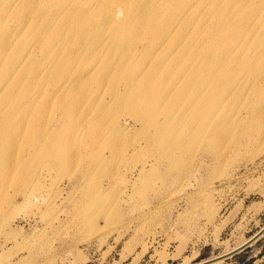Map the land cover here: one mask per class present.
I'll return each mask as SVG.
<instances>
[{
	"label": "rangeland",
	"instance_id": "1",
	"mask_svg": "<svg viewBox=\"0 0 264 264\" xmlns=\"http://www.w3.org/2000/svg\"><path fill=\"white\" fill-rule=\"evenodd\" d=\"M12 1L0 264H195L264 225V0ZM214 264H264V233Z\"/></svg>",
	"mask_w": 264,
	"mask_h": 264
},
{
	"label": "bare ground",
	"instance_id": "2",
	"mask_svg": "<svg viewBox=\"0 0 264 264\" xmlns=\"http://www.w3.org/2000/svg\"><path fill=\"white\" fill-rule=\"evenodd\" d=\"M13 1L10 2V3H7L6 7L7 8H14V9L18 8V9H20L19 5L21 3V0H13ZM98 1H99L100 4H104L106 0H98ZM84 2H85V0H76L77 4H82ZM92 2L94 3V5L97 3L96 0H92ZM184 7L186 8V6H184ZM108 12H111V10H108ZM103 17H105V16H103ZM105 19H107V18L105 17ZM124 20L128 21V23L132 27L136 28L134 25L139 27V25L141 23H144V22L147 23V25H148V23H150V15L149 14H144V15L133 14L132 17L128 16ZM174 21L175 22L182 21V17L174 18ZM93 23H91L90 31L91 32H96L97 28L93 25ZM24 24H25V19L20 21V26H22ZM229 26L232 28V24L231 23H230ZM3 28H4L3 19L0 17V30H1V34H0V64L2 65L0 67V83L2 84V88H0V97L3 94H5L4 99H11L12 100L14 98V95H13L14 89L15 88L19 89L20 88V79L18 78V79L12 80L11 79L12 78V74L14 72H16L17 77H21L23 75V73H24V63H25L24 62L25 55H24V53H22V51H23V47L22 46H20L16 50L11 49L12 46H14V45L11 42L10 36L8 35V33ZM138 29H140V28H138ZM144 29H146V27ZM160 29H162V30H160ZM21 30H22V27H21ZM147 30H148L147 32H148L149 38L154 41L157 38L159 32L160 31H164L165 32L166 29L159 28L158 26L152 24V25H150V27L147 28ZM139 31H142V30L140 29ZM30 43L32 44V42H30ZM30 43H28L27 46H26V51L27 52H30L31 49H32V48H29V44ZM13 52H16L18 54V56L16 58H14L11 61V63L6 64L5 60H3V58L9 57ZM181 59L184 61V57L183 56H181ZM179 66H180V62L178 60H176V59H173V60L170 61L169 69L174 71L175 74H176L177 71H176L175 68L179 67ZM195 66L193 68L194 70H192V73H190L188 75V78H187L188 82L190 80H192V78H193V75L195 73ZM128 81H130V79ZM119 94L120 93H116V97L118 99L120 98ZM32 95H33V93L29 94V97H32ZM20 100H21V98L18 101H20ZM200 100H201V96H199V101ZM16 106L12 105V107L9 110V114L8 115L12 119L16 115ZM166 117H167V115H166ZM247 240L248 239H246L244 242H246ZM243 243H240V245H242ZM240 245L234 247L233 249L239 247ZM230 250H232V249H230ZM226 252H228V251H226Z\"/></svg>",
	"mask_w": 264,
	"mask_h": 264
},
{
	"label": "water",
	"instance_id": "3",
	"mask_svg": "<svg viewBox=\"0 0 264 264\" xmlns=\"http://www.w3.org/2000/svg\"><path fill=\"white\" fill-rule=\"evenodd\" d=\"M264 233V225L257 231L255 232L253 235H251L248 240L246 242H244L242 245H240L239 247L230 250L229 252H226L222 255H218L216 257H211L208 258L206 260L200 261L198 263L195 264H214L216 262H219L225 258H228L238 252H240L241 250L245 249L246 247H248L249 245H251L254 241H256L262 234Z\"/></svg>",
	"mask_w": 264,
	"mask_h": 264
}]
</instances>
